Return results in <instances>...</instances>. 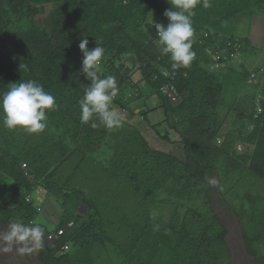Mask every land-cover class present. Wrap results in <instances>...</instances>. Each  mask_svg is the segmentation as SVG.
I'll return each mask as SVG.
<instances>
[{
    "label": "trees",
    "instance_id": "obj_1",
    "mask_svg": "<svg viewBox=\"0 0 264 264\" xmlns=\"http://www.w3.org/2000/svg\"><path fill=\"white\" fill-rule=\"evenodd\" d=\"M209 2L211 7L201 0L193 10L194 59L173 68L154 27L167 24V0H0V94L10 83H41L56 101L44 131L64 130L55 136L62 145L44 151L43 162L31 168L17 151L8 152L0 122V227L33 228L48 202L62 210L55 231L45 232L62 234L39 246L41 264H231L228 230L214 196L242 221L250 255L264 260V65L257 71L247 65L264 52V44L255 46L221 27L235 23L234 31L244 18L260 25L264 17L256 16L264 14V0ZM47 12L43 25L36 21ZM85 37L90 49L96 43L104 48L101 76L116 79L112 106L123 118L119 127L106 128L96 116L81 123L79 101L90 83L80 72L79 43ZM236 55L242 64L235 63ZM137 74L141 79L134 82ZM143 83L166 114V132L148 128L179 153L154 149L138 126L137 117L147 121L148 112L137 115L131 106L145 97ZM167 88L177 90L181 100L170 102ZM107 142L117 148L104 151ZM51 154L58 155L54 167ZM89 158L106 177L123 174L117 185L127 193L113 192L107 204L115 209H106L112 215L106 220L94 199L81 189L69 190L58 175L72 161L81 170ZM125 160L136 164V175ZM36 192L40 205L32 200ZM128 195L137 202L133 211L124 203Z\"/></svg>",
    "mask_w": 264,
    "mask_h": 264
},
{
    "label": "rangeland",
    "instance_id": "obj_2",
    "mask_svg": "<svg viewBox=\"0 0 264 264\" xmlns=\"http://www.w3.org/2000/svg\"><path fill=\"white\" fill-rule=\"evenodd\" d=\"M48 10H50V7H48ZM47 17L48 12L36 18V21L41 22L40 24L43 25L44 20H46ZM256 17L262 18L264 17V14ZM250 22V18L242 19V21L237 24L234 31L233 25L235 23L233 25L227 24L221 26L223 28L222 32L225 31V33L233 35L238 39L248 38L253 45L260 47V45L264 44V20L258 26H253ZM235 63L237 64L238 62ZM247 65L249 68H251V66L255 67L257 71L258 67L264 65V52H261L259 55L252 57L251 60L248 61ZM140 79V74H137L134 77V82H137ZM139 90L145 97L134 99L131 108L135 110L137 109V115L141 114L142 112H148L147 121H143L139 116L137 117L138 122H140L138 126L141 127V129L144 127V136L146 137V139H148L154 149L164 152L179 153L180 151L179 149H177L179 147L167 145L165 142L159 140L156 136L155 132L159 131L162 134L166 132V123H164L166 114L163 109L157 108L161 104L160 100L158 98L151 97L150 88H148L144 83L140 85ZM126 93L128 96H137L134 90H126ZM147 96H150L151 98L147 99ZM153 109H155V111L150 112ZM47 117L50 118V116ZM53 119L54 118H52V120ZM149 126H157V128L154 129L155 132L153 129H151L150 131V129L148 128ZM68 127L70 128V126ZM226 127L224 129H226ZM62 128L66 129L65 125ZM52 131L54 132H51L49 134H46V131L40 133H29L20 127H17L16 129L5 128V132L8 135L5 136L6 141L9 143L7 146L8 152L17 151L20 154L17 157L19 158L21 156L20 158H22L25 163L27 162L29 167L32 168L34 166H37L43 162L45 152H55L56 149L62 145L59 140L55 139V136H58L64 130L61 133H58V131L55 129H53ZM60 131L61 130H59V132ZM171 137L174 140L177 137V134L172 132ZM69 142H72V140H67L68 145ZM32 146L36 148L35 151L33 150L34 152L30 151ZM118 147H120L119 144ZM116 148L117 147L114 144L111 145V143L107 142L106 146L104 147V151ZM57 157V154H51L49 156L51 160V167H54V165L56 164ZM125 162L128 164V168H130L129 171L136 175L138 171V167H136V164L131 160H125ZM76 164L77 161H72L71 163L63 166L58 175L61 179H67V181L69 182L67 183V186L70 187L68 188L69 190L81 189L85 193L87 198L94 199L95 205L98 207V210L101 211V213L104 215L103 217L106 220L107 217L112 216L105 215L106 209H109L110 212L115 209L114 205L108 207L107 204V201L112 199L113 192L121 191L123 194L127 193L124 187L123 189H120L121 186L117 185L118 179L123 177V174L118 175L117 178L112 175L106 177L103 173V170L98 165L96 166L93 159L91 158H89V160H86V163L81 170L75 171ZM44 166H46V164ZM258 190L260 191V189ZM240 191L243 192L244 189H241ZM260 192L263 193L262 196L264 197V188H261ZM32 200L35 203L41 204L42 195L39 192H36L33 195ZM124 203L130 207L131 211L134 210L137 204L135 199L131 198L129 195L126 196ZM125 204L120 202L117 205ZM213 204L218 217L228 230L227 242L232 253L231 264H264V260L253 257L248 252V249L246 248L243 240L242 221L232 211H230V209L219 199L218 196H214ZM81 208H83V205L81 206ZM61 212L62 210L56 203L48 202L46 204L45 208L42 211V215L34 223L35 226L39 225L41 229V234L39 236H34L30 232L25 233V228L21 227H0V264H41L38 260L39 246L42 243L47 242V236L44 232L55 231V225ZM128 212L129 209L127 211V214ZM158 215L164 218L161 210H159ZM114 219L115 223L120 222L117 215L114 216ZM14 230L16 231V235L12 236L11 234ZM21 235L24 236V239L19 238ZM97 252L99 253L95 256L98 258L102 255V252Z\"/></svg>",
    "mask_w": 264,
    "mask_h": 264
},
{
    "label": "clouds",
    "instance_id": "obj_3",
    "mask_svg": "<svg viewBox=\"0 0 264 264\" xmlns=\"http://www.w3.org/2000/svg\"><path fill=\"white\" fill-rule=\"evenodd\" d=\"M167 2L170 7L163 13L167 24L153 22L158 43L162 46L163 54H170L173 68L188 66L195 57V53L191 50L194 35L192 17L195 12L193 10L201 0H167ZM202 6L209 8L211 4L209 0H203ZM88 44L89 40L86 37L79 43L83 56L80 72L86 80L90 81L84 89L83 98L79 101L81 123H88L96 116L100 125L106 128L119 127L123 118L112 106L119 92L116 79L111 75L101 76L100 74L104 48L96 43V46L90 49ZM234 58L238 59L236 62L242 64V59H239L237 55ZM217 59L220 61V58ZM220 66L225 67L226 65L221 64ZM8 85V89L0 94V122L3 127L7 129L20 127L29 133L43 132L47 127V111L56 107L55 97L46 92L43 85L35 80ZM178 96L180 98L179 94ZM91 126L98 127L95 121ZM24 231L34 236L41 234L39 225ZM60 233L62 232L50 236L45 233L47 242L56 240L55 236L59 237ZM11 235L15 236L16 231L14 230ZM50 237H52L51 240ZM19 238L24 239V236L21 235ZM65 249L67 250L68 247Z\"/></svg>",
    "mask_w": 264,
    "mask_h": 264
},
{
    "label": "built area",
    "instance_id": "obj_4",
    "mask_svg": "<svg viewBox=\"0 0 264 264\" xmlns=\"http://www.w3.org/2000/svg\"><path fill=\"white\" fill-rule=\"evenodd\" d=\"M163 92L168 96V98L172 101V102H177L179 100V96L176 92V90L174 88H167L165 90H163ZM260 107L262 104V100L259 101ZM262 113V108L258 109V115ZM62 234V233H60ZM58 236H55V239H57ZM50 240L52 239V237L49 238Z\"/></svg>",
    "mask_w": 264,
    "mask_h": 264
}]
</instances>
